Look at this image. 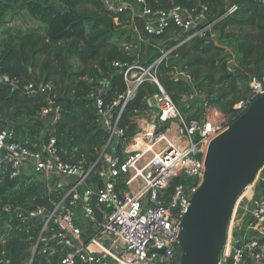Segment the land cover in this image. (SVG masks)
Wrapping results in <instances>:
<instances>
[{"label":"built area","instance_id":"1","mask_svg":"<svg viewBox=\"0 0 264 264\" xmlns=\"http://www.w3.org/2000/svg\"><path fill=\"white\" fill-rule=\"evenodd\" d=\"M101 1L115 14V26L122 25L120 14L128 15L122 27L130 32L126 35L130 38L125 36L118 45L130 60L110 63L124 89L106 102L110 83L102 77L86 96L95 107L97 124L106 133L104 143L96 159L86 163L63 157L53 136L33 150L14 141L12 130L0 129V184L33 176L54 196L46 205L32 209L18 203L2 204L0 244L14 230L26 234L31 244L24 264H34L36 258L39 264L43 260L46 264H179L182 219L203 181L209 145L228 125L225 115L209 105L206 94L179 64L168 75L190 83L191 89L179 95V103L186 107L181 111L160 80V67L176 59V51L194 39L217 44L216 28L236 6L214 18L203 2L191 8L179 4L151 8L144 0ZM167 29L173 32L169 39L152 43L154 36ZM169 41L174 43L167 48ZM148 48L158 55L144 60ZM225 51L226 71L235 72L236 55L229 48ZM238 70L247 74V69ZM0 82L12 90L18 87L17 80L7 76ZM145 84L154 91L132 110L130 123L135 127L130 134L129 123L122 125L123 117ZM248 87L251 97L233 106L239 113L264 95V76H251ZM21 89L25 95L39 92L46 96L39 111L45 126L60 118L51 82H30ZM195 102L201 103L200 112ZM28 167L31 174L26 173ZM246 189L251 193L250 232L230 249L228 264H264V161Z\"/></svg>","mask_w":264,"mask_h":264},{"label":"trees","instance_id":"2","mask_svg":"<svg viewBox=\"0 0 264 264\" xmlns=\"http://www.w3.org/2000/svg\"><path fill=\"white\" fill-rule=\"evenodd\" d=\"M144 1L151 8H166L173 4L191 8L203 2L214 18L226 11L224 0ZM233 4L235 11L220 22L221 34L217 44L205 45L198 39L190 41L176 51V59L171 58L167 66L160 67L159 76L179 109L186 111L178 99L181 93L191 88L184 81L170 79L168 75L174 66L181 64L197 89L206 94L209 105L227 115V125L243 114L233 106L251 97L248 87L251 75L239 74L238 68L244 71L254 68L258 79L264 76V0H234ZM21 9H26L34 20L46 27V34L6 32L0 39V78L7 76L18 82V87L13 90L0 82V129L12 130L14 141L33 150L41 140L53 136L63 157L73 156L76 160L93 162L106 133L97 124L95 107L86 96L102 77L110 83L106 102L124 89L120 75L114 74L110 63L130 60L118 46L130 33L122 30L128 15L120 14L119 18L124 19L122 25L115 26V14L108 12L101 0H0V25L10 13ZM228 28L237 32L236 36L233 34V41L225 35ZM171 35L172 30L167 29L151 40L159 43ZM173 43L167 42L166 47ZM228 44L232 45L229 49L235 53L238 63L232 73L226 71L228 54L225 49ZM157 55L155 50L148 48L144 60ZM72 60L79 61L83 67H74ZM30 82H51L55 86L56 104L61 112L56 122L45 126L39 117V111L46 104L45 95L23 93L21 88ZM153 91V87L145 84L129 103L122 125L129 123L130 134L135 127L130 123L132 110L140 107L143 97ZM195 105L200 112L201 103L195 102ZM50 197L54 198L48 194L45 183L38 179H6L0 184V206L18 203L32 209L46 205ZM30 244L26 234L14 230L5 243L0 244V264H24L29 257ZM38 262L36 258L34 264ZM40 264L46 262L43 260Z\"/></svg>","mask_w":264,"mask_h":264},{"label":"rangeland","instance_id":"3","mask_svg":"<svg viewBox=\"0 0 264 264\" xmlns=\"http://www.w3.org/2000/svg\"><path fill=\"white\" fill-rule=\"evenodd\" d=\"M233 2L234 0H224L225 8L228 9L235 5ZM220 28L221 23L216 28L218 35L221 34ZM122 30L126 29L122 28ZM32 31L44 35L46 34V27L34 20L26 9L15 10L10 13L0 25V39L5 36L6 32L20 34ZM233 34L235 36L237 35L235 29L228 28L225 30L226 37H229L231 41H233ZM221 39L225 41L223 37H221ZM231 44H228L227 47L231 48ZM71 63L74 67H83L77 60H72ZM225 117L227 122V115H225ZM259 133L258 135L249 133L245 136L246 140L235 148L231 162L225 166L219 177V190L215 199L214 214L209 221V230L206 237L207 247H205L200 264H228L230 249L249 235L251 193L246 189L247 185H245V183L247 181L246 175L253 165V162L264 153V148H262L264 147V130L259 131ZM238 147L239 149L236 152ZM243 155L247 159L242 158ZM26 173H32L30 168L26 170ZM32 178L34 179L35 177L32 176ZM218 226L222 229L220 227L218 228ZM217 229L220 230L218 231ZM217 240L219 242H216ZM210 252H213V255Z\"/></svg>","mask_w":264,"mask_h":264},{"label":"water","instance_id":"4","mask_svg":"<svg viewBox=\"0 0 264 264\" xmlns=\"http://www.w3.org/2000/svg\"><path fill=\"white\" fill-rule=\"evenodd\" d=\"M246 72L252 77H256L254 68H247ZM183 81L190 84L185 79ZM263 117L264 95L255 99L237 120L228 125V128L210 143L204 162L203 181L193 195L181 222L179 264L201 263L205 247H207L206 237L209 221L214 214L215 199L219 190V177L225 166L231 162L235 148L246 140L245 136L249 133L260 134L259 131L264 130V127L259 125ZM102 129L104 130V128ZM263 161L264 153L253 162L246 175L245 185L252 181Z\"/></svg>","mask_w":264,"mask_h":264},{"label":"bare ground","instance_id":"5","mask_svg":"<svg viewBox=\"0 0 264 264\" xmlns=\"http://www.w3.org/2000/svg\"><path fill=\"white\" fill-rule=\"evenodd\" d=\"M260 126H263L264 127V117L262 118V120H261V122H260V124H259ZM255 134H257V133H255ZM258 135V134H257ZM264 136V135H263ZM259 140V139H258ZM261 143H263V142H261ZM254 144V143H253ZM262 145V144H261ZM257 146V145H256ZM248 148V147H247ZM262 148H264V147H262ZM257 150V149H256ZM258 150H259V148H258ZM238 151V150H237ZM236 151V152H237ZM252 153V152H251ZM236 154V153H235ZM253 154V153H252ZM246 156V155H245ZM259 156V155H258ZM257 157V156H256ZM242 158H246V157H244V155H243V157ZM247 159V158H246ZM246 161V160H245ZM238 163H240V162H238ZM241 164V163H240ZM246 172V171H245ZM223 195V194H222ZM220 198V197H219ZM229 199V198H228ZM218 203V202H217ZM228 204V203H227ZM228 208V207H227ZM221 210H223V209H221ZM225 210V209H224ZM218 211H219V209H218ZM226 215V214H225ZM224 215V216H225ZM221 219V218H220ZM219 224V223H218ZM220 226H218V228H219ZM221 228V227H220ZM222 229V228H221ZM218 230V229H217ZM220 230V229H219ZM218 230V231H219ZM221 232V231H220ZM217 235V234H216ZM219 239V238H218ZM216 240V239H215ZM216 242H219L218 240L216 241ZM216 245V244H215ZM215 247V246H214ZM89 249L90 250H97V248H95L94 246H90L89 247ZM208 249V248H207ZM213 250V249H212ZM211 253V252H210ZM213 253V252H212ZM211 253V254H212ZM208 255V254H207ZM213 255V254H212Z\"/></svg>","mask_w":264,"mask_h":264}]
</instances>
